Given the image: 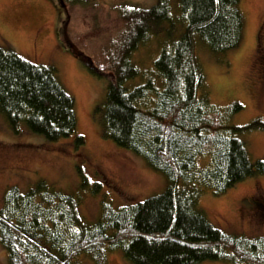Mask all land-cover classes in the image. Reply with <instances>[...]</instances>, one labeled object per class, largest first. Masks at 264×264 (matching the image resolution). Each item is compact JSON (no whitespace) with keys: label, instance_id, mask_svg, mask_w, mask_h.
I'll return each instance as SVG.
<instances>
[{"label":"trees","instance_id":"trees-1","mask_svg":"<svg viewBox=\"0 0 264 264\" xmlns=\"http://www.w3.org/2000/svg\"><path fill=\"white\" fill-rule=\"evenodd\" d=\"M240 2L179 0L183 22L177 35L169 0L121 17L123 36L111 57L112 80L103 104L95 108L96 118L105 138L166 177V189L120 208L103 198L100 217L88 224L80 213V196L43 180L26 192L11 186L0 206V244L8 264H83L84 257L108 264L115 250L131 264H264V237L224 234L198 207L204 191L221 195L248 178L264 176V160L251 161L238 137L263 131L264 123L257 118L236 126L231 117L243 109L240 103L212 104L196 51L202 44L220 57L241 45L245 19ZM162 35L172 40L154 62L158 85L153 77H141L134 55L152 37L159 44ZM0 114L14 133L24 127L48 142L71 138L74 149L84 144L77 133L75 101L56 68L1 47ZM80 170L85 188L89 181ZM100 185L94 182L92 193Z\"/></svg>","mask_w":264,"mask_h":264},{"label":"rangeland","instance_id":"rangeland-1","mask_svg":"<svg viewBox=\"0 0 264 264\" xmlns=\"http://www.w3.org/2000/svg\"><path fill=\"white\" fill-rule=\"evenodd\" d=\"M156 1L0 0V47L29 62L56 68L62 86L75 101L77 133L84 137V144L74 149L71 138L48 142L24 127L14 133L0 114V206L7 188L16 186L26 192L43 180L80 196V213L93 224L100 217L103 198L113 208H120L165 191L166 177L105 138L95 114L112 80L111 57L116 55L123 36L121 17L133 8L153 6ZM169 3L177 35L183 22L179 0ZM240 10L245 35L238 48L220 57L202 44L196 51L212 104L227 107L240 103L243 109L231 117V123L247 126L257 118L264 123V0H241ZM171 40L162 35L158 44L152 37L134 55L142 78L153 77L156 84L161 83L154 62L164 43ZM100 68L104 71L99 75L96 71ZM238 137L251 161L264 160V130H250ZM78 167L89 181L85 188H81ZM94 182L101 184L98 193H92ZM257 204H264L262 175L248 178L221 195L204 191L198 201L212 226L224 234L248 238L264 237L263 209ZM82 263L93 264L87 257ZM0 264H8L1 244ZM108 264L131 263L115 250L108 254Z\"/></svg>","mask_w":264,"mask_h":264},{"label":"flooded vegetation","instance_id":"flooded-vegetation-1","mask_svg":"<svg viewBox=\"0 0 264 264\" xmlns=\"http://www.w3.org/2000/svg\"><path fill=\"white\" fill-rule=\"evenodd\" d=\"M257 208L263 209V214H264V204H262V205L257 204Z\"/></svg>","mask_w":264,"mask_h":264},{"label":"water","instance_id":"water-1","mask_svg":"<svg viewBox=\"0 0 264 264\" xmlns=\"http://www.w3.org/2000/svg\"><path fill=\"white\" fill-rule=\"evenodd\" d=\"M89 60V59H88ZM89 63L92 65V66H94V64L89 60Z\"/></svg>","mask_w":264,"mask_h":264}]
</instances>
